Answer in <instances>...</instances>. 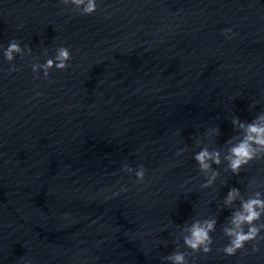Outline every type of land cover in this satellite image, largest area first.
<instances>
[{
    "label": "water",
    "instance_id": "1",
    "mask_svg": "<svg viewBox=\"0 0 264 264\" xmlns=\"http://www.w3.org/2000/svg\"><path fill=\"white\" fill-rule=\"evenodd\" d=\"M13 39L32 51L8 62ZM60 46L68 68L32 71ZM262 113L264 0H97L88 16L0 0V264H170L206 220L211 251L189 264H264V240L222 251L240 199L264 198V158L239 175L223 161L243 135L232 119ZM203 147L222 160L207 188ZM125 164L143 165L144 181Z\"/></svg>",
    "mask_w": 264,
    "mask_h": 264
},
{
    "label": "clouds",
    "instance_id": "2",
    "mask_svg": "<svg viewBox=\"0 0 264 264\" xmlns=\"http://www.w3.org/2000/svg\"><path fill=\"white\" fill-rule=\"evenodd\" d=\"M60 3L74 6L76 11L85 16L92 15L97 11V0H60ZM230 32V29L225 30L224 35L228 37ZM31 51V47L25 45L22 48L20 42L13 39L9 42L3 55L8 62H12L17 54L23 58L26 53L31 54ZM46 52L47 49H45ZM33 59H36V57H33ZM71 59L70 50L67 47L60 46L56 49L54 58L47 59L43 64L33 63L31 66L32 71L42 70L44 78L48 79L50 69L55 67L57 70L63 71L68 68V61ZM9 71L15 72L18 69L13 66ZM232 124L234 127L238 126L243 135L235 143L230 144L223 161L227 162L228 170L234 175H239L241 168L249 164L250 161L264 158V113L255 117L250 123L241 122L238 117H234ZM212 131L217 132L219 129L214 128ZM179 151L182 152L184 149ZM194 159L202 172L212 171L213 164L220 165L222 163L221 152L217 149L209 150V147H203L195 153ZM122 170L129 174L134 173L138 183L144 181L146 170L143 165H138L136 169H133L125 164ZM218 175V172L212 171L211 176L202 187H209ZM120 191L127 192L128 189L122 187ZM118 194L113 193L114 196ZM240 195L238 188H232L228 192L225 204L230 206L237 198H240ZM262 215H264V198H262L259 191L247 199H240V207L232 213L231 226L223 229L224 234L229 238V243L222 249L227 256H234L237 251L244 249L247 242L258 239L264 240V236L259 235L264 230V222H259ZM215 224V220L192 223L187 229V234L182 237L183 245L191 252L175 251L164 257V259L170 264H189L188 256L193 253H209L213 243L210 233L215 231ZM252 251H259L258 246L253 245Z\"/></svg>",
    "mask_w": 264,
    "mask_h": 264
}]
</instances>
